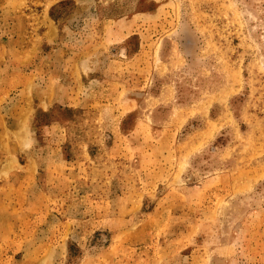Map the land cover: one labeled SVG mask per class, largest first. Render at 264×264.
<instances>
[{
    "label": "rangeland",
    "instance_id": "374dc122",
    "mask_svg": "<svg viewBox=\"0 0 264 264\" xmlns=\"http://www.w3.org/2000/svg\"><path fill=\"white\" fill-rule=\"evenodd\" d=\"M0 264H264V0H0Z\"/></svg>",
    "mask_w": 264,
    "mask_h": 264
}]
</instances>
